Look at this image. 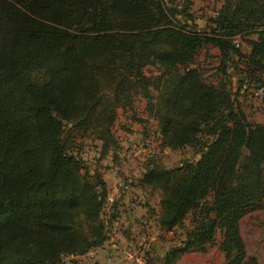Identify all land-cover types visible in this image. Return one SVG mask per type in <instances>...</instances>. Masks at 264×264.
Segmentation results:
<instances>
[{
    "label": "trees",
    "instance_id": "16d2710c",
    "mask_svg": "<svg viewBox=\"0 0 264 264\" xmlns=\"http://www.w3.org/2000/svg\"><path fill=\"white\" fill-rule=\"evenodd\" d=\"M176 1L0 0V264H69L110 240L119 206L107 210L108 184L82 155L118 146L119 110L156 122L164 149L193 153L138 179L159 194L158 230L176 236L144 264L209 247L225 264H260L240 223L264 211V125L242 109L234 74L264 90V0H221L204 32ZM206 47L219 51L214 82L196 66Z\"/></svg>",
    "mask_w": 264,
    "mask_h": 264
},
{
    "label": "rangeland",
    "instance_id": "374dc122",
    "mask_svg": "<svg viewBox=\"0 0 264 264\" xmlns=\"http://www.w3.org/2000/svg\"><path fill=\"white\" fill-rule=\"evenodd\" d=\"M186 0H177L175 3H184ZM190 5V13L192 14L196 26L201 31L208 30L209 21L213 19L222 6L221 0H188ZM180 19H182L180 17ZM240 48L244 54H248L247 45L240 40ZM219 51L216 48L206 47L199 55L196 66L203 71L205 78L209 82H214L215 78L213 69L219 63ZM241 68H244L241 66ZM155 72L153 68L146 69V75L152 76ZM256 76V73H254ZM235 84L238 83V76ZM244 89V88H243ZM244 93H238V98L242 109L250 119L255 122L256 114L264 116V90L259 89L252 83L246 86ZM237 92V91H236ZM239 92V91H238ZM137 110L139 118L148 121L145 114V101H138ZM115 137L119 144L116 148L111 147L108 151L101 149L99 143H87L91 147L85 149L82 157L87 162V166L91 173H99L108 184L110 197L113 199L116 195H121V185L126 182L129 186V197H138L137 202L140 207H145L140 211L139 226L150 227L149 234L145 235V229L140 228L144 232L145 241L142 245H135L132 251L136 252L133 262L129 264H138L137 260L148 257H155V252L162 257L163 251L169 249L176 244L175 235L172 233H162L158 230L155 224V214L160 212L159 194L152 192L151 189L142 188L139 186L138 179L145 171V167L151 162L156 161L164 164L168 168L178 166L183 160L193 159L191 150L185 152H172L162 147V142L157 133V124L153 120H149L147 124L135 122L132 118V113L119 110V118L113 128ZM134 186V190L132 187ZM110 206H107L109 211ZM123 210L126 209L122 203ZM141 209V208H140ZM155 212L154 214H152ZM145 215H142L144 214ZM147 215V216H146ZM145 221H141V218ZM125 224H128L126 218ZM188 224V223H187ZM124 228V227H123ZM127 229V226H125ZM241 235L246 244L248 258H255L260 264H264V211H255L246 216L240 223ZM112 233L111 235H113ZM110 238V235H109ZM220 233L217 240L220 241ZM134 238L133 240H136ZM111 241V238H110ZM78 258V259H77ZM80 258V259H79ZM94 259L89 258H70L66 262L69 264H92ZM154 264H160L161 261L156 260ZM225 256L218 247H209L205 252H190L181 257L177 264H225Z\"/></svg>",
    "mask_w": 264,
    "mask_h": 264
},
{
    "label": "crops",
    "instance_id": "0c3cea01",
    "mask_svg": "<svg viewBox=\"0 0 264 264\" xmlns=\"http://www.w3.org/2000/svg\"><path fill=\"white\" fill-rule=\"evenodd\" d=\"M239 78V77H238ZM235 84V92L239 91L240 94L244 93V89L246 86L240 88L239 81ZM236 80V78H235ZM244 88V89H243ZM256 123L264 125V116L257 113L255 117ZM129 186L126 185V182L122 183L121 185V195H116L115 198H109V206L111 207L114 203H117L119 206V212L121 213V220L118 224V228L114 231V234L111 236V241L108 240L104 247L96 250L95 252L90 253L87 256L81 258H89L94 259L92 264H129L133 262L134 256H136V252L132 251L135 245H142L145 241V235L149 234L150 227H143L139 226L140 220V211L144 210L145 207H140V203L137 202L139 199L136 196L129 197ZM134 190V186L132 187ZM122 203H124L126 209L123 210ZM141 208V209H140ZM142 215H145L142 214ZM147 216V215H146ZM127 220L128 224H125V219ZM141 221H145L143 216ZM127 226V229L125 228ZM124 227V228H123ZM140 228H143L146 231L145 235L144 232L142 233ZM137 238L136 240H133ZM80 259V258H79Z\"/></svg>",
    "mask_w": 264,
    "mask_h": 264
},
{
    "label": "built area",
    "instance_id": "2783aa9c",
    "mask_svg": "<svg viewBox=\"0 0 264 264\" xmlns=\"http://www.w3.org/2000/svg\"><path fill=\"white\" fill-rule=\"evenodd\" d=\"M235 44L239 47L240 46V40H236ZM137 263L138 264H144V259L137 260Z\"/></svg>",
    "mask_w": 264,
    "mask_h": 264
}]
</instances>
